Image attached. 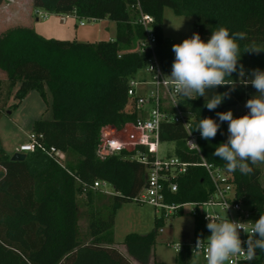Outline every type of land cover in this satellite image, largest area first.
Returning <instances> with one entry per match:
<instances>
[{"label": "trees", "instance_id": "obj_1", "mask_svg": "<svg viewBox=\"0 0 264 264\" xmlns=\"http://www.w3.org/2000/svg\"><path fill=\"white\" fill-rule=\"evenodd\" d=\"M4 1L9 0H0V5ZM137 5L154 20L157 55L165 69L172 63L163 54V10L169 8L175 16L194 17L188 37L195 32L206 41L211 30L221 26L230 34L243 33V39L237 41L242 52L238 63L246 74L252 69L264 70V51L243 52L252 44L264 50V0H31L35 13L113 22L115 37L93 44L66 42L44 39L24 27L0 35V72L8 83V95L10 88L18 84L16 100L31 90L44 100L48 96L51 118L34 121L31 132L41 134L46 147L65 155L63 168L38 151L26 154L23 161H12L0 143V264H165L153 257L157 231L162 225L158 219L149 233L125 236L122 244L126 256L113 247L115 212L144 188L146 169L125 152L104 158L97 155L101 128L120 129L135 121L126 90L127 82L145 61L144 56L131 50L143 38V30L136 24ZM231 79L232 86H217V93L229 95L212 111L203 106L202 97L183 98L181 105L192 115V126L199 116L215 120L216 112L233 109L258 95L251 85L239 84L236 73L226 82L231 84ZM214 94V90H208L205 101ZM4 113L0 109V115ZM192 134L204 159L225 170L224 162L213 157L212 152L226 139V122L209 141L201 139L198 131ZM184 138L185 132L178 125L161 128V143H173L176 155L183 161L197 160L194 155L182 154ZM260 165L264 163L250 165L252 171L246 175L238 171L230 174L235 201L264 215ZM96 180L108 183L113 191L104 206H99V200L105 195L97 191L82 193L81 183ZM177 184L178 192L167 195V201H202L209 196L201 168H190ZM79 195H84L90 206L87 242L78 234ZM257 251L258 258L252 264H264V252ZM175 264H189V255L180 252Z\"/></svg>", "mask_w": 264, "mask_h": 264}, {"label": "built area", "instance_id": "obj_2", "mask_svg": "<svg viewBox=\"0 0 264 264\" xmlns=\"http://www.w3.org/2000/svg\"><path fill=\"white\" fill-rule=\"evenodd\" d=\"M136 11V24L143 30V38L137 43L136 52L145 57L142 69L147 77H137L136 75L127 82L126 95L135 111V121L125 124L120 129L111 126L101 128L97 155L104 158L125 152L129 155L130 160L142 164L146 169L145 186L132 199V202L152 207L155 213L159 214L158 220L162 224L170 219L183 216L186 212L193 221L192 236L184 235L176 242L166 240L165 246L176 254L185 251L192 264H206L207 242L203 239H206L205 235H210L209 230L205 227L207 216L210 220L223 218V211L229 204L226 209L227 218L243 223L242 227L246 232L238 230L243 247V241L247 238L250 227L251 210L235 201V189L231 174L223 168L207 162L202 156L198 149L197 138L190 132L192 115L181 105L185 97L175 93L173 85L165 77L169 74L167 71L170 70L162 66L157 55L154 20L150 15L144 14L138 5ZM36 15L37 18L44 19L47 13L38 11ZM86 20L96 21L94 19ZM80 26H83L82 22H80ZM164 125H178L183 129L185 138L184 148L181 152L188 154L187 156L194 155L197 160L183 161L176 155L175 148L173 156L160 157L158 152L161 144L160 131ZM188 141L195 143L198 148ZM36 151L63 168L64 153L54 147H46L41 134L31 132L27 137V143L20 145L18 150H15L17 154L24 155ZM190 168H201L204 171L209 185L208 198L202 201L181 203L167 201V195L173 196L178 192L177 179L184 176ZM81 185L83 194L87 191H97L108 197L113 195L110 185L104 181L96 180L91 184L81 183ZM209 209H218L219 212L208 213ZM163 233L164 230L159 228L157 234ZM197 239L202 240L199 247H195ZM256 258H258V251L250 264ZM225 264H249V262L245 260L243 254H237L230 256Z\"/></svg>", "mask_w": 264, "mask_h": 264}, {"label": "clouds", "instance_id": "obj_3", "mask_svg": "<svg viewBox=\"0 0 264 264\" xmlns=\"http://www.w3.org/2000/svg\"><path fill=\"white\" fill-rule=\"evenodd\" d=\"M243 37L244 34L239 32L230 34L223 26L211 30L206 41L198 33H192L190 37L171 46L174 58L170 73L165 77L173 85L177 95L189 100L202 97L203 106L209 111L216 109L228 97L229 92L217 93L216 88L232 86L234 81L231 79L232 83L229 84L226 78H231L233 73H236L239 84L251 85L255 89V94L258 95H252L245 101V114L234 117L232 111L227 110L216 112L215 120L199 116L194 120L190 131H198L201 139L209 141L215 137L220 124L226 122V139L215 145L212 156L224 162L227 172L238 171L246 175L252 171L250 165L264 163V70L252 69L246 74L243 65L238 63L242 52L237 41ZM261 51L264 50L252 44L243 52ZM208 90H214L215 94L205 101ZM188 142L198 148L195 143ZM228 207L229 204L223 211V218H206L205 227L210 232L203 239L207 242L206 264H225L230 256L237 254H243L250 264L256 257L257 250L264 252V215L260 214L254 222H249L247 238L242 247L238 230L245 232L243 223L227 218ZM201 241L197 239L195 247H199Z\"/></svg>", "mask_w": 264, "mask_h": 264}, {"label": "rangeland", "instance_id": "obj_4", "mask_svg": "<svg viewBox=\"0 0 264 264\" xmlns=\"http://www.w3.org/2000/svg\"><path fill=\"white\" fill-rule=\"evenodd\" d=\"M12 1V2H11ZM35 11L27 0H9L0 5V35L7 30L17 27L32 29L37 35L44 39H53L66 42L77 43H97L100 41H110L115 37V28L109 21H87L76 17L54 16L47 14L44 19L37 18ZM194 17L192 16H175L171 9L163 10L162 34H163V54L167 55L173 61L171 46L174 43H180L193 31ZM80 22L83 26H80ZM137 49V44L131 46V50ZM124 51V48H121ZM171 68V64L170 67ZM147 77L143 69L138 71L137 77ZM18 84L10 88V95L7 108L6 97L9 89L5 76L0 72V109L10 112L0 115V142L7 151L27 143V137L31 133L33 121L37 119H50L48 96L44 100L37 91H29L21 100L15 99V92ZM245 103V102H244ZM244 103L230 109L233 116L245 114L247 109ZM15 107H14V106ZM8 110V111H7ZM11 121V126L8 124ZM175 145L169 142H163L159 147L161 158L173 156ZM4 151V150H3ZM13 156L16 152H9ZM262 176H264V165L259 166ZM111 188V187H110ZM110 191V190H108ZM103 195V194H102ZM108 196H103L99 200V206L107 204ZM98 203V201H97ZM90 206L84 195L77 197V227L79 239L83 242L89 240L88 236V213ZM208 213H217L218 209H209ZM159 214L148 205L136 202L123 203L115 212L113 232V247L121 254L126 256L125 248L122 244L126 235L134 233L144 235L156 227L155 220ZM259 218V214L251 211L249 222H254ZM160 228L164 230L163 234H158L154 247L153 257L157 262L166 264H175L177 254L165 246L166 240L178 241L180 237L186 235L192 236L193 221L185 212L183 216L165 221ZM204 237H208L205 235ZM133 263V262H132ZM189 264H192L189 258Z\"/></svg>", "mask_w": 264, "mask_h": 264}, {"label": "crops", "instance_id": "obj_5", "mask_svg": "<svg viewBox=\"0 0 264 264\" xmlns=\"http://www.w3.org/2000/svg\"><path fill=\"white\" fill-rule=\"evenodd\" d=\"M15 1V0H14ZM30 4H31V0H27ZM12 2V1H11ZM36 20H37V18H36ZM108 23H113V22H108ZM114 24V23H113ZM114 28H115V24H114ZM248 74V73H247ZM5 81H6V79H5ZM8 100H9V95H7V97H6V101H5V103H6V105L4 106V107H6L7 108V106H8ZM4 112H6V109H4ZM6 115H10V112L8 111V112H6ZM41 119V118H40ZM38 120V119H37ZM36 121V120H35ZM34 122V121H33ZM8 124L10 125V127H12L11 126V121H8ZM31 129H32V126H31ZM1 143V142H0ZM1 147H2V149L4 150V152L7 154V153H9V152H15V150H16V148H13L12 150H9V151H7V149L5 150L4 149V147L1 145ZM8 155V154H7ZM131 264H136V263H132L131 262ZM166 264V263H165Z\"/></svg>", "mask_w": 264, "mask_h": 264}, {"label": "water", "instance_id": "obj_6", "mask_svg": "<svg viewBox=\"0 0 264 264\" xmlns=\"http://www.w3.org/2000/svg\"><path fill=\"white\" fill-rule=\"evenodd\" d=\"M166 63H167V61H165V64ZM168 70H170V68H168ZM24 159H25L24 154H14L13 156H11L12 161H23Z\"/></svg>", "mask_w": 264, "mask_h": 264}]
</instances>
